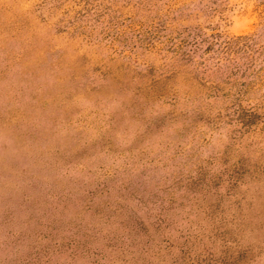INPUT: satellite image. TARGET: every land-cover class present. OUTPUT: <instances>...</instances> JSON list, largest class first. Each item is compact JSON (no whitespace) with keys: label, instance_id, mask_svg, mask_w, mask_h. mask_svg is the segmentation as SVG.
Here are the masks:
<instances>
[{"label":"rangeland","instance_id":"rangeland-1","mask_svg":"<svg viewBox=\"0 0 264 264\" xmlns=\"http://www.w3.org/2000/svg\"><path fill=\"white\" fill-rule=\"evenodd\" d=\"M213 34L264 0H0V264H264V71Z\"/></svg>","mask_w":264,"mask_h":264},{"label":"trees","instance_id":"trees-1","mask_svg":"<svg viewBox=\"0 0 264 264\" xmlns=\"http://www.w3.org/2000/svg\"><path fill=\"white\" fill-rule=\"evenodd\" d=\"M173 36L170 33V37ZM180 33H178V37ZM216 38V43L221 48L218 49L217 55L213 54L216 63L215 67L217 73L224 75L225 78H239L244 76L246 71L240 72L239 69L242 65L247 67H252L251 75L254 77L257 73H262L264 71V56L263 55L264 46L259 41V35H241L233 38L223 37L221 34H213ZM168 41L172 42L171 48L175 55L179 58L187 56L190 58V51L182 50L187 40L171 38ZM204 39L195 40V44L198 46ZM235 55L240 56L239 60H236ZM245 58L243 63L241 60ZM236 68V70H234Z\"/></svg>","mask_w":264,"mask_h":264}]
</instances>
